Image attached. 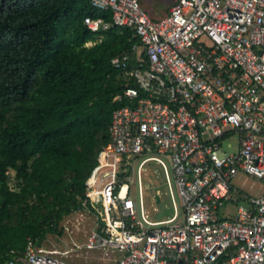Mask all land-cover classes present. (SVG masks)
I'll return each mask as SVG.
<instances>
[{
	"label": "built area",
	"instance_id": "built-area-1",
	"mask_svg": "<svg viewBox=\"0 0 264 264\" xmlns=\"http://www.w3.org/2000/svg\"><path fill=\"white\" fill-rule=\"evenodd\" d=\"M91 4L109 8L111 20L85 17L90 31L128 28L140 45L133 61L125 52L111 59L135 85L114 97L124 103L112 110L109 141L85 180L84 208L65 216L63 229L92 212L97 227L83 248L114 264H264V195L232 219L217 214L237 173L264 182V0H175L159 18L140 0ZM233 133L237 151L223 152ZM139 156L138 175L149 160L167 172L168 161L182 223L176 208L163 221H150L141 205L137 212L127 172ZM7 255L5 264H73L38 251L31 238Z\"/></svg>",
	"mask_w": 264,
	"mask_h": 264
},
{
	"label": "trees",
	"instance_id": "trees-1",
	"mask_svg": "<svg viewBox=\"0 0 264 264\" xmlns=\"http://www.w3.org/2000/svg\"><path fill=\"white\" fill-rule=\"evenodd\" d=\"M91 0H0V264L7 252L61 235L80 210L85 180L109 141L115 100L135 82L111 59L139 39ZM91 44L86 45V43ZM101 224V222H99Z\"/></svg>",
	"mask_w": 264,
	"mask_h": 264
},
{
	"label": "rangeland",
	"instance_id": "rangeland-1",
	"mask_svg": "<svg viewBox=\"0 0 264 264\" xmlns=\"http://www.w3.org/2000/svg\"><path fill=\"white\" fill-rule=\"evenodd\" d=\"M170 2L171 0H152L158 13L164 10ZM89 44L91 42L87 43V45ZM141 51L142 48L139 47L137 55ZM221 149L227 153L236 152L238 149L237 134L233 133L224 138L221 141ZM143 157L145 156L137 157L133 172H127V177L131 178V181H127L129 186L128 194L135 202L137 212L140 213L141 205L150 221H163L171 218L176 208L177 214L174 222L182 223L184 221V212L180 205V199L168 161L164 159L167 172L160 162L149 160L142 166L138 175L137 166ZM229 184L231 186V199L225 201L217 210V214L221 219L236 217L239 206H247L250 198H259L264 195V182L243 172H239L232 177L229 180ZM156 195L159 197V202H156ZM81 213H83L81 219L77 216L80 214L72 216L74 224H72L70 229L71 232L63 229L61 235H47L46 239L38 247V251L63 257L73 264H114L112 257L104 258L101 252L88 251L83 248L87 234L91 229L96 228L97 224L92 212L82 210ZM61 226L63 227V221ZM76 244L80 247H75Z\"/></svg>",
	"mask_w": 264,
	"mask_h": 264
},
{
	"label": "crops",
	"instance_id": "crops-1",
	"mask_svg": "<svg viewBox=\"0 0 264 264\" xmlns=\"http://www.w3.org/2000/svg\"><path fill=\"white\" fill-rule=\"evenodd\" d=\"M142 7L144 10L152 16V18H159L163 16L165 13L168 12L169 8L171 5L174 3V1L171 0V2L162 10L161 12L158 13L157 10H155V4L152 3V0H140Z\"/></svg>",
	"mask_w": 264,
	"mask_h": 264
},
{
	"label": "water",
	"instance_id": "water-1",
	"mask_svg": "<svg viewBox=\"0 0 264 264\" xmlns=\"http://www.w3.org/2000/svg\"><path fill=\"white\" fill-rule=\"evenodd\" d=\"M156 202H159V197L156 195Z\"/></svg>",
	"mask_w": 264,
	"mask_h": 264
}]
</instances>
